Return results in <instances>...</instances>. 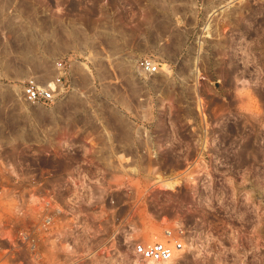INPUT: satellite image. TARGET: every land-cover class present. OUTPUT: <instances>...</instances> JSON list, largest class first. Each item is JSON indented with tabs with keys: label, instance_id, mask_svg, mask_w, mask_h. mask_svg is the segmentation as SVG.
I'll return each mask as SVG.
<instances>
[{
	"label": "rangeland",
	"instance_id": "obj_1",
	"mask_svg": "<svg viewBox=\"0 0 264 264\" xmlns=\"http://www.w3.org/2000/svg\"><path fill=\"white\" fill-rule=\"evenodd\" d=\"M80 173L103 190L33 260L31 185ZM176 228L169 264H264V0H0V264H134Z\"/></svg>",
	"mask_w": 264,
	"mask_h": 264
},
{
	"label": "built area",
	"instance_id": "obj_2",
	"mask_svg": "<svg viewBox=\"0 0 264 264\" xmlns=\"http://www.w3.org/2000/svg\"><path fill=\"white\" fill-rule=\"evenodd\" d=\"M140 69L154 74L157 71L155 66L149 59H141L138 62ZM55 77L54 85L63 87V80L66 74V66L61 61L54 63ZM22 96L25 102L29 104H52L55 101V93L52 89L39 85L34 79H29L23 86ZM100 164L97 159H87L84 165L91 167ZM103 176L108 175L106 170L100 171ZM51 183L41 187L39 184H32L30 193L27 198V209L29 213V225L27 231L19 234L21 242H26L29 256L35 260L39 257L40 243H44L45 249H54L64 244V232L68 228V232L76 228L77 223L72 226L67 225L70 214H78L81 212L82 203L87 195L98 194L103 190L101 187V175L92 177V175H76ZM71 188L74 197H64L67 188ZM105 189V187H104ZM92 200H97L93 198ZM103 203L113 205L112 200L107 202H94L95 204ZM66 225V227H64ZM164 236L170 244L162 242H154L145 244L140 241H134L131 251L134 258V264H165L175 260L178 253L183 251L185 243L184 231L181 228L174 230L166 229ZM72 248V247H71ZM130 264V263H129Z\"/></svg>",
	"mask_w": 264,
	"mask_h": 264
},
{
	"label": "bare ground",
	"instance_id": "obj_3",
	"mask_svg": "<svg viewBox=\"0 0 264 264\" xmlns=\"http://www.w3.org/2000/svg\"><path fill=\"white\" fill-rule=\"evenodd\" d=\"M162 69L165 70V67L163 66ZM119 157H120V156H119ZM121 158H122V155H121ZM169 263H170V262H169ZM169 263H165V264H169Z\"/></svg>",
	"mask_w": 264,
	"mask_h": 264
}]
</instances>
